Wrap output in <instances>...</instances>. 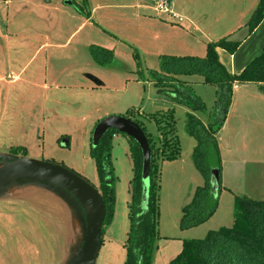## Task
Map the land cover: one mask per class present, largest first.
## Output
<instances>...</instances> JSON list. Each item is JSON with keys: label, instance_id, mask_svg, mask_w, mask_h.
<instances>
[{"label": "crops", "instance_id": "crops-1", "mask_svg": "<svg viewBox=\"0 0 264 264\" xmlns=\"http://www.w3.org/2000/svg\"><path fill=\"white\" fill-rule=\"evenodd\" d=\"M64 1L0 0V54L4 52L9 56L8 65H4L0 57V84H16L12 89L21 96L29 94L30 99L38 103V128L36 125L24 132L32 134L33 139L38 136L40 140L42 136L45 144L46 137L51 142L53 139L60 142L66 135L61 127L64 119L73 117L86 122L83 136L88 152L82 156L84 163L93 160L91 135L96 124L105 117L125 115L130 109H139L138 115H142L147 113L146 106L154 111L165 112L174 107L175 110L182 108L185 113L197 112L176 104L171 97L159 94L152 82L138 78L133 58L135 49L145 57L148 70L158 69L161 55L203 56L209 42L233 36L242 39L236 52L230 54L219 48L218 54L226 68L235 74L264 50V19L249 35L245 27L260 0H171L173 12L183 18L181 22L153 9L151 0H89L90 18ZM91 45L112 50L113 63H97L90 53ZM54 66L59 68L56 74ZM179 78L191 88L207 85L199 74ZM4 95L0 90V143L21 144L20 140L14 142L6 138L10 131L18 129H8L12 127L11 118L1 109ZM197 95L204 99L201 93ZM137 101L141 104L134 107ZM205 113L208 114V108ZM147 122L154 124L152 120ZM226 129L229 132L224 134ZM216 136L222 159L220 193L227 191L233 200L234 194L239 193L252 198L264 197V93L255 84L234 85L231 105ZM125 138L117 140L130 159L132 172L127 181L131 189L133 166L128 138ZM3 149L7 147L0 148ZM78 172L85 175L82 168ZM95 187H99V182ZM62 202L60 200V204L66 206L67 215L57 213L55 218L65 227L62 233L66 242L57 264H68L83 239L84 227L78 212ZM123 203V207L115 208L111 223L104 228L99 250V254L104 251V264H124L125 261L130 228L127 195ZM178 220L179 216L173 218L174 230H177ZM184 239L185 236L160 237L153 264H168L181 251Z\"/></svg>", "mask_w": 264, "mask_h": 264}, {"label": "trees", "instance_id": "trees-1", "mask_svg": "<svg viewBox=\"0 0 264 264\" xmlns=\"http://www.w3.org/2000/svg\"><path fill=\"white\" fill-rule=\"evenodd\" d=\"M72 2V6L79 13L87 18L91 17L89 0H72ZM263 19L264 0H260L245 25L247 35L251 34ZM241 42L242 39H231L225 36L209 42L205 56L161 55L159 68L147 70L146 73L143 70L141 55L136 49L133 51L138 77L152 82L159 94L171 97L176 104L184 105L191 111L205 113L207 108L204 101L179 78L180 76L202 75L204 83L216 89V105L212 120L205 123L193 112L186 113V131L196 140L192 152L193 162L204 176L205 182L196 187L191 201L182 207L179 221L182 230L198 226L215 212L219 195L214 196L211 192V171L218 169L221 174L222 165L216 134L227 116L234 85L255 84L264 93V50L237 74L231 73L219 58V48L233 54ZM89 50L95 61L101 65H109L114 61L113 51L110 49L91 45ZM173 110L174 107L169 108L165 111V115L160 117L157 113L138 115L139 109H130L124 115L131 117L142 127L152 151L151 186L146 210L141 207L143 155L139 144L133 138L112 128L95 146L91 141L90 155L95 160L99 178L97 189L101 193L106 209L102 243L104 228L111 223L114 214L113 182L115 179L112 139L116 134H122L128 138L133 177L131 179L130 228L125 243L124 264H153L160 238L157 231L161 187L160 163L163 159L176 160L181 149L175 133L176 119ZM147 120L154 121L156 126V134L152 137L146 132ZM24 150L26 151L25 147H13L9 154L20 157L19 153H24ZM212 154L217 160L215 165L211 164ZM50 161L56 163L53 160ZM69 169L86 180L81 173L72 168ZM221 188L220 180L219 192ZM233 216V224L230 227L211 230L203 238L184 239L181 251L168 264H264V199L234 194Z\"/></svg>", "mask_w": 264, "mask_h": 264}, {"label": "rangeland", "instance_id": "rangeland-1", "mask_svg": "<svg viewBox=\"0 0 264 264\" xmlns=\"http://www.w3.org/2000/svg\"><path fill=\"white\" fill-rule=\"evenodd\" d=\"M230 38L236 39L233 36ZM71 45H73V43ZM3 53L4 52L0 54V57L4 65H8L9 56L7 53ZM145 60V57H142L143 70L146 73L148 70V63ZM64 62L65 61L58 63V65L60 66ZM58 70L59 68L54 66V74H56ZM1 84V95H4V91L6 92L4 95L5 100L1 104V109L2 111L6 110L11 118L10 125L12 127L8 129H18L17 132L10 131L9 135H6V138H9V141L15 142L20 140V142L23 143L11 145L8 143H0V148L7 147V149L0 150V156L9 154L10 149L13 147H25L26 151L24 150V153H19L20 157L37 160H53L77 172L78 169L82 168L85 175H81L95 186V184L99 182L95 160H90L88 163L82 161V156H85V152H88V147L85 146L86 139L83 136L86 122H81L73 117L69 120L64 119L61 127L65 129L66 135H64L65 137L60 142L54 139L51 142V140L46 137L45 144L44 140H42V136L40 140L38 136L33 139L32 134L25 135L24 132L26 133L28 129L35 128L36 125L38 128L39 123L36 115L38 103L31 100L29 94L21 96L16 89H12L16 88V84ZM192 88H194L192 90L201 93L206 108H208V114L201 112H195V114L203 121H208V119L212 120L216 105L215 87L209 84H202V86L194 85ZM11 90L13 92H11ZM144 97H146V93ZM140 102H135L134 107H139L138 105L141 104ZM150 111H154V109H148L146 106L145 112L148 113ZM152 113H157L158 117L163 114L165 115V112L162 110ZM173 115L176 119L175 133L181 149L180 155L176 160L170 161L163 159L160 163L161 187L159 191L160 204L157 231L160 237L185 236L186 239L203 238L211 230L232 226L234 220V200L232 194L227 191L220 193V191L215 212L198 226L190 228V230L186 229L189 230L186 232L182 231L179 226L182 207L184 204L191 201L194 190L197 186L204 184L205 178L193 162L192 152L196 145V140L186 131V113L180 108L174 109ZM145 126L146 132L150 134L149 136L152 137L156 134L155 123L151 126L147 122ZM22 129H24V131H22ZM228 132L229 129H226L224 134ZM118 137L125 138V136L116 134L112 139V162L115 179L113 182L114 210L117 206L120 208L124 206L123 199L126 195L129 202H131V197L129 196L131 194V189H129L127 181V179H129L128 174L132 172L129 162L130 159L123 153V146L121 147V142L117 140ZM64 141L70 142V145L64 146ZM218 143L220 144V141H218ZM22 154L25 155L23 156ZM215 158V155L212 154L211 164L213 165L217 164ZM3 160L4 159H0V166L6 163V161ZM260 179L263 180V176ZM260 185L263 186L261 181ZM234 188L236 189V187ZM228 190L231 191L230 189ZM239 194L243 195L242 193ZM262 196L263 195H255V199H264ZM60 200L67 203L74 211L77 212L78 210L80 212L73 198L68 193L52 185L19 182L6 187L0 192V264H57L61 256V248L66 242V236L62 233L65 227L55 218L57 213L60 216L62 214L64 216L67 215V211L64 209L65 204L62 206ZM76 208L78 209L76 210ZM178 216L177 230H174L172 227L173 218ZM103 253L104 251L102 250L95 264H104Z\"/></svg>", "mask_w": 264, "mask_h": 264}, {"label": "water", "instance_id": "water-1", "mask_svg": "<svg viewBox=\"0 0 264 264\" xmlns=\"http://www.w3.org/2000/svg\"><path fill=\"white\" fill-rule=\"evenodd\" d=\"M64 2L73 4L72 0ZM111 128L133 138L141 148L143 155L141 207L146 210L151 186L152 162V151L147 135L131 117L112 115L101 119L96 124L92 133V144L95 146ZM67 143L68 141H64L63 145ZM0 159L6 161L0 166V192L19 182L39 183L58 187L73 198L80 208V212L78 208L76 210L83 222L84 235L76 253L71 254L68 264H95L101 247L106 215L105 204L99 190L71 169L51 161L15 157L11 154H4L0 156ZM220 180V171L213 169L210 185L214 196L219 195Z\"/></svg>", "mask_w": 264, "mask_h": 264}, {"label": "built area", "instance_id": "built-area-1", "mask_svg": "<svg viewBox=\"0 0 264 264\" xmlns=\"http://www.w3.org/2000/svg\"><path fill=\"white\" fill-rule=\"evenodd\" d=\"M153 9L158 12L170 14L177 22H181L183 18L175 14L171 7V0H151Z\"/></svg>", "mask_w": 264, "mask_h": 264}]
</instances>
